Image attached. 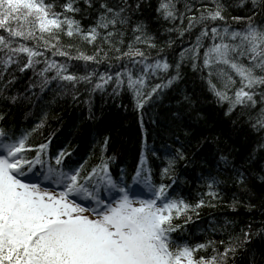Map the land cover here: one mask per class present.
<instances>
[{
  "label": "trees",
  "instance_id": "16d2710c",
  "mask_svg": "<svg viewBox=\"0 0 264 264\" xmlns=\"http://www.w3.org/2000/svg\"><path fill=\"white\" fill-rule=\"evenodd\" d=\"M42 2L54 5L52 11L61 13L60 20L67 16L78 22L82 33L68 36L67 24H62L60 29H53L51 33H41L35 17L28 16L25 19L23 14L19 19H10L7 27L24 32L31 30V38L10 37L6 28H0V36L5 37L6 41L10 40L11 48L23 45L42 53L34 58L39 63L26 72H20L19 67L28 62L27 54H15L12 56L14 62L5 71L2 61L8 59V49L0 50V89L8 81H14L7 91H0V115L4 116L0 128L12 129L17 134L29 133L27 146L33 149L51 141V154L67 149L73 153L72 160L80 163L87 160L89 170L100 163L103 141L108 137L103 156L105 159L114 157L110 174L117 179L123 171L128 184L132 183L131 175L143 151L147 166L152 170V183L157 187L160 183L170 185L167 188L168 198L183 200L191 206L184 214L173 219V227L179 226L171 234L174 241L181 245L187 243L192 248L197 244L209 245L211 241L208 247L194 253L193 258L196 260L201 256L209 260L216 255L213 248L223 253L232 241L236 252L234 255L229 254L227 264H264V149L259 147L264 144V131L254 129L247 122V114L241 120V112L247 111L243 106H238L234 114L226 115L228 103L219 102L210 89L208 69L203 68L204 50L212 44L210 37L201 40L198 60L193 61L191 53L181 57L185 49L195 44L202 30L201 26H197L180 36L179 32L187 28L188 16H198V9L214 5L209 0H173L178 14L185 12L186 4L192 7L181 27L179 18L165 20L157 12L161 0H128L133 7L140 2V9L132 13L126 11L123 14L126 17L124 23L109 25L104 29L97 27L101 12L99 5L107 3L109 7L122 6L123 0H92L91 8L85 0H74V6L81 9L76 13L64 11L63 5L68 0ZM221 2L225 5V20L212 23L211 26L223 28L227 22L232 30H242L244 23H238L233 17L246 21L248 16L253 15L252 0ZM256 19L259 22V17ZM137 25H143L140 31H134ZM94 27L99 35L90 43L84 39V35ZM173 27L178 30L169 32L168 29ZM109 32L114 35L106 41L104 37ZM141 35L151 37L150 42L155 47H149L145 41L137 43L135 38ZM169 41H172L171 45ZM129 44L133 45V51L138 49L143 52L148 63L166 60L170 65L167 72L157 70L156 76H149L147 90L160 83V77L167 80L175 76L177 63L181 65L180 78L143 109L136 107L135 95L128 88L127 74L123 77L124 83L114 92L117 72L127 70L136 78L143 71V65L133 64L124 56L129 52ZM98 50V62L76 59L81 54L97 56ZM59 52L68 55L61 56ZM237 60L251 66L247 57H237ZM15 61H20L19 65ZM46 61L66 65L65 75H94L90 82L81 81L73 87L68 82L53 81L55 71H50L46 73L49 84L41 90L42 78L39 73ZM193 63L199 64L200 68L194 70ZM220 67L235 81L228 90V95L234 98L235 91L241 86L240 77L227 66ZM105 74L111 75L113 80L104 88L95 89V85L101 83L100 76ZM256 74L264 73L256 69ZM211 80L218 90H224L222 78L213 75ZM29 85L34 87L27 90ZM12 96L18 98L16 103L3 99ZM259 110L258 106L251 114L254 116ZM41 123L42 127L33 132L36 125ZM165 145L170 146L173 152L182 145L185 158L177 159L169 176L162 179L160 170L171 156ZM34 155V151L29 153V158ZM222 157L228 161L227 164ZM233 169L244 173L243 183L238 182ZM33 178L36 177L30 176L31 180ZM213 179L217 184L212 190L217 195L210 198L207 195L210 191L208 185ZM142 188V185L137 186V191H142ZM201 199L204 204L195 208ZM249 226L250 242L242 243V230L249 231Z\"/></svg>",
  "mask_w": 264,
  "mask_h": 264
},
{
  "label": "snow or ice",
  "instance_id": "6c2138e0",
  "mask_svg": "<svg viewBox=\"0 0 264 264\" xmlns=\"http://www.w3.org/2000/svg\"><path fill=\"white\" fill-rule=\"evenodd\" d=\"M203 2V0H201ZM214 7L198 9L199 15L188 16L187 28L179 32L183 36L185 32H191L197 26H201L200 34L196 37L195 44L181 53L183 58L191 53V59H199L201 40L211 38L212 44L204 50L203 68L208 69V84L219 102H227L229 111L226 115H232L238 106H243L247 111L240 114L243 120L245 114L248 123L257 131H264V74L257 75L256 69L264 73V0H252V13L246 21L240 17H233L238 23H244L242 30H232L225 22L223 28L212 27L211 24L224 21L225 5L221 0H209ZM89 8L93 7L92 0H85ZM52 4L36 2V0H0V28H6L10 37L31 38V30L24 32L7 27L10 19H19L23 14L25 19L34 16L39 24L41 33H51L53 29H60L62 24L68 25V36L81 34L82 29L78 22L68 19L60 20L61 13H55ZM101 12L97 20V27L107 29L109 25L124 23L126 11L129 13L140 9L141 3L135 6L123 0L122 6L109 7L107 3L99 5ZM65 12L76 13L81 9L74 6V0H68L63 5ZM118 9V10H117ZM26 10V12H25ZM192 7L185 5L184 13H177L173 0H161L157 12L165 20H183ZM52 18H49V17ZM259 17V22H257ZM143 25H137L134 31H140ZM173 27L169 32L177 31ZM97 28L89 29L84 39L90 43L97 39ZM114 34L109 32L104 39L109 40ZM136 42L145 41L149 47H155L151 43V37L136 36ZM219 41V43H217ZM171 45L172 41L168 42ZM8 49V59L2 61L5 71L14 62L12 56L18 53H26L28 62L19 67L20 72L33 69L36 63L34 58L42 55L31 48L21 45L19 48H11V42L0 36V50ZM129 44L128 57L133 64L143 65L142 73L133 78L131 72H117L115 74L114 92L124 83L123 77L127 74L128 88L134 93L136 107L143 109L153 103L166 89L180 78V63H177V74L151 86L149 76H156L157 70L167 72L170 65L165 60H156L154 64L147 62L145 54L138 49L132 50ZM57 54V53H54ZM61 56H67L66 52H59ZM97 56H84L81 54L76 59L98 62ZM237 57H247L251 66L238 62ZM138 58V59H137ZM72 59V57H69ZM119 59V58H118ZM19 65L20 61H15ZM227 66L240 77L241 86L235 91L234 98L228 95V90L235 84L231 75L220 66ZM193 69L200 65L193 63ZM219 69V71H216ZM55 71L53 81L68 82L73 87L81 81L88 83L92 75L77 77L71 74L65 75L67 66L55 61L45 63L41 70V90L49 84L46 73ZM217 75L224 80V90H218L212 83L211 77ZM113 80L111 75H101V83L95 85V89H102ZM14 81L10 80L0 91H7L8 86ZM34 85H29L31 90ZM259 87V91H257ZM245 89H248L247 91ZM5 100L17 102V97H3ZM260 108L256 115L252 111ZM4 116L0 115V121ZM42 127L37 124L35 132ZM141 127L143 120L141 119ZM29 133H19L12 129L0 128V264H227L229 254H235L236 246L229 242L223 253L217 252L209 260L203 256L194 259V253L209 245L197 244L195 248L187 243L181 245L171 238V234L177 231L179 226L173 227V219L184 214L191 208L183 200L169 199L167 188L170 185L160 183L157 187L152 183V170L147 166V158L141 152L140 162L131 175L132 183L125 182L126 173L114 179L110 174V164L113 158L105 159L103 152L108 144V137L103 141L100 163L88 169V161L83 163L72 160L73 153L67 149H61L55 154L49 152V144L41 143L36 148L27 146ZM179 138H177L178 141ZM171 156L167 164L160 170L163 179L168 177L175 166L177 159H184L183 146L173 150L170 146H164ZM264 149V144L259 146ZM35 155L29 158V153ZM156 153L154 152L153 155ZM159 158V157H158ZM224 159L225 164L228 161ZM239 183H243L245 176L242 171L233 169ZM30 176H35L33 181ZM217 181L213 179L208 187L207 195L215 198ZM42 185L59 188L48 191ZM142 185V191H137V186ZM142 192L149 194L144 198ZM111 194V195H109ZM79 201V202H77ZM204 204L201 199L195 208ZM242 243L250 242L249 231H243ZM223 243V241L221 242Z\"/></svg>",
  "mask_w": 264,
  "mask_h": 264
},
{
  "label": "rangeland",
  "instance_id": "374dc122",
  "mask_svg": "<svg viewBox=\"0 0 264 264\" xmlns=\"http://www.w3.org/2000/svg\"><path fill=\"white\" fill-rule=\"evenodd\" d=\"M155 63V62H154ZM154 63H149V64H154ZM34 179H36V178H33L32 180H34ZM50 191H52V190H50ZM59 192H57V194H58ZM142 195H143V197L144 198H148V196H149V194L148 193H142Z\"/></svg>",
  "mask_w": 264,
  "mask_h": 264
}]
</instances>
